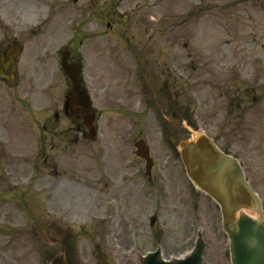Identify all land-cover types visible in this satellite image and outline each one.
Returning a JSON list of instances; mask_svg holds the SVG:
<instances>
[{
    "label": "rangeland",
    "instance_id": "1",
    "mask_svg": "<svg viewBox=\"0 0 264 264\" xmlns=\"http://www.w3.org/2000/svg\"><path fill=\"white\" fill-rule=\"evenodd\" d=\"M16 42L17 75L0 80V264H49L59 247L48 226L64 229L76 264H143L154 233L166 253H181L198 220L205 264H230L219 211L192 191L164 114L180 105L240 157L264 202V0H0V49ZM68 47L100 113L94 142L63 112ZM139 62L148 83L134 73L128 85ZM141 138L158 165L152 179L135 155ZM131 166L142 169L127 203L140 201L136 215L106 196Z\"/></svg>",
    "mask_w": 264,
    "mask_h": 264
},
{
    "label": "water",
    "instance_id": "2",
    "mask_svg": "<svg viewBox=\"0 0 264 264\" xmlns=\"http://www.w3.org/2000/svg\"><path fill=\"white\" fill-rule=\"evenodd\" d=\"M19 45L11 48L7 60L0 53V78L15 77ZM62 67L72 79L77 92V104L84 108L91 106L86 91H81V70L78 64H71L68 54L62 60ZM169 128L167 136L182 159L186 173L197 192H205L221 211L223 230L229 239L231 264H264V205L246 177L245 169L238 157L224 150L214 138L197 128L186 111L176 107L166 116ZM92 136H96L94 120L88 123ZM143 157L149 152L144 144H137ZM49 242L59 245L49 264H75L71 243L61 232L55 236L46 230ZM206 241L200 227L195 244L184 252L169 253L158 245L149 252L144 264H205Z\"/></svg>",
    "mask_w": 264,
    "mask_h": 264
},
{
    "label": "flooded vegetation",
    "instance_id": "3",
    "mask_svg": "<svg viewBox=\"0 0 264 264\" xmlns=\"http://www.w3.org/2000/svg\"><path fill=\"white\" fill-rule=\"evenodd\" d=\"M68 50L70 51L69 60L71 62H74V63L80 62L82 64L83 58L81 56H78L75 53L76 51H74V48L69 47ZM6 52H7V50H5L4 53H6ZM140 64H141L140 66L137 65L134 72H133V70L130 71L131 74L129 77V81L127 82L128 85L131 84V86H132V83L130 81H131L132 75L134 73H135L136 77L138 76V79H137L138 85H140V84H142V82H144V81L146 82L148 80V74L149 73H145L146 67L144 66V63L142 62ZM82 69H83V64H82ZM68 81H69V89H68V94L66 96L70 97L74 93V90H73V85H72L71 81L70 80H68ZM82 88H87L84 76H83ZM63 110H64L63 111L64 114H66L67 116H71V118H74V121L78 124V128L80 130V131H78V133L82 132L83 137L88 138L89 133L87 131L86 119L89 117V114L91 112H93V111L97 112V111L92 109V108L89 110H85L82 107H79L77 109V108L72 107L70 104L64 105ZM97 115H98V113H97ZM99 116H100V114H99ZM136 158H139L140 160H142L144 162V164H145L144 175L146 176L147 179H152L154 176L156 177V171H157L156 167H158V165H157L155 158L153 159V163H151L152 169L149 168V164L147 163V161L143 160L140 157H136ZM129 170H131V171L128 172ZM141 173H142V169L137 168L136 166L135 167L134 166L123 167L122 169H119L117 171L116 177L110 183V185H112L113 188L107 193L106 196H107L109 201H114L116 203V209L118 211L122 212V210L123 211L125 210L127 212H130L133 215H136V214L140 213V211L142 210V206L140 204V201H135L134 205L131 208H129V206L127 204V203H130V201L132 200V198L135 195H138L141 192L138 183L134 179V177L137 178V176H140ZM130 174H133L134 176H129ZM97 181L101 182L100 179H97ZM108 185L109 184H107V186ZM134 188H136V190ZM98 191L100 192L101 190H98ZM123 194H124V196H122ZM100 197H101V194H100ZM152 210H153V213H150L148 215V217L149 216L151 217L152 215H154V216H156V221H157L158 215L160 212L159 205L154 204L152 207ZM156 221H155V224H156ZM155 224H154V227H155ZM154 239H155V243L163 240V238L162 237L160 238V236L157 235L156 233H154Z\"/></svg>",
    "mask_w": 264,
    "mask_h": 264
}]
</instances>
